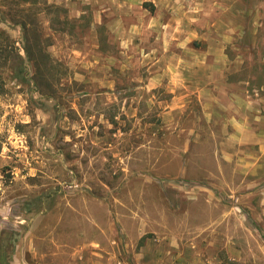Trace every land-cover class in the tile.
<instances>
[{
	"label": "rangeland",
	"instance_id": "1",
	"mask_svg": "<svg viewBox=\"0 0 264 264\" xmlns=\"http://www.w3.org/2000/svg\"><path fill=\"white\" fill-rule=\"evenodd\" d=\"M1 30L13 264H264V0H0Z\"/></svg>",
	"mask_w": 264,
	"mask_h": 264
},
{
	"label": "trees",
	"instance_id": "2",
	"mask_svg": "<svg viewBox=\"0 0 264 264\" xmlns=\"http://www.w3.org/2000/svg\"><path fill=\"white\" fill-rule=\"evenodd\" d=\"M20 24H21V27H23L25 29V31L28 29V26L26 25V21H21ZM33 30H34V28H33ZM0 32H4V31L1 30ZM34 38L37 41V37L35 36ZM5 39H6V43L3 45H0V50L3 52L6 51V47L9 44V37L7 35H6ZM30 47H31V42L26 37L25 38V44H24L23 48H24L26 57L28 59L32 58V52L30 50L31 49ZM38 49L40 50L41 47L39 46ZM8 55L9 54H7L3 59L4 64L8 61V58H7ZM19 58H20L22 64L20 65V67L17 68V77L22 81L25 78L26 67H25V65H23L24 60L21 57H19ZM35 201H38V200L34 199L32 202H35ZM24 211L28 212V211H30V208L25 207ZM17 240H18V232H16L15 230H11L9 232L8 231H2L1 232V234H0V264H13L14 256L17 252V244H16Z\"/></svg>",
	"mask_w": 264,
	"mask_h": 264
},
{
	"label": "crops",
	"instance_id": "3",
	"mask_svg": "<svg viewBox=\"0 0 264 264\" xmlns=\"http://www.w3.org/2000/svg\"><path fill=\"white\" fill-rule=\"evenodd\" d=\"M222 83H223V84H226L225 81H222ZM187 85H188V84H187ZM208 85L211 86V81L208 82ZM226 85H227V84H226ZM190 86H191V85H190ZM192 87L195 88L194 85H192ZM190 88H191V87H190ZM190 91H191V92H188V93H192V92H193V90H190ZM237 119H238V118H234V124H235V125H240L241 123H239ZM240 119H241V118H240ZM241 120H242V119H241Z\"/></svg>",
	"mask_w": 264,
	"mask_h": 264
}]
</instances>
